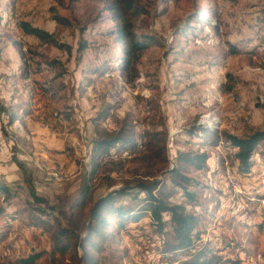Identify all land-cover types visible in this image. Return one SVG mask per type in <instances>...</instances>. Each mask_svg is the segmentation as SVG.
Returning a JSON list of instances; mask_svg holds the SVG:
<instances>
[{
  "label": "rangeland",
  "instance_id": "obj_1",
  "mask_svg": "<svg viewBox=\"0 0 264 264\" xmlns=\"http://www.w3.org/2000/svg\"><path fill=\"white\" fill-rule=\"evenodd\" d=\"M137 1L148 10L138 32L154 40L130 81L119 69L103 76L92 72L105 62L116 66L121 52L107 32L114 23L103 0H0V184L11 193L7 198L0 190V264H15L31 252H44L37 264H49L47 227L56 219L64 225L71 218L85 220L86 211L74 206L81 203L79 192L92 167L96 130L119 129L125 120L141 141L146 130H163L168 161L113 153L110 158L123 161L103 164L90 179L88 204L129 184L119 203L139 208L146 194L135 186L137 179L159 180L154 193L160 190L199 216L195 244L208 242L231 259L238 254L240 264H264V143L256 149L252 170L241 172L236 149L228 148L221 133L244 136L251 127L264 128V0ZM212 9L218 17L208 12ZM199 10H206L201 15L206 23L197 35L185 25ZM55 13L70 23H58ZM22 22L52 32L71 52L41 43ZM208 24H219V32ZM20 48L30 64L27 78ZM227 72L238 80L230 93L220 87ZM101 112L107 116L99 118ZM205 114L217 117L216 127L200 131L198 125L207 127L201 123ZM215 131L221 140L212 145ZM188 149L211 155L208 173H191L203 186L198 201H191L166 172L174 167L176 151ZM59 169L67 174L62 181L50 175ZM228 173L238 178L244 193L232 194ZM30 186L46 201L36 202ZM32 214L48 225H34ZM164 240L150 214H142L126 223L119 242L104 244L103 264H184L187 252L164 254ZM70 259L68 253L63 261Z\"/></svg>",
  "mask_w": 264,
  "mask_h": 264
},
{
  "label": "trees",
  "instance_id": "obj_2",
  "mask_svg": "<svg viewBox=\"0 0 264 264\" xmlns=\"http://www.w3.org/2000/svg\"><path fill=\"white\" fill-rule=\"evenodd\" d=\"M103 2L105 11L109 13V18L114 23V27L107 32L113 37L115 44L120 46L121 52L116 58V66L111 67L110 62H105L95 67L92 72L103 76L108 70L112 72L119 69L121 75L125 76L127 80H134L138 76L137 63L154 40L152 34L138 32V21L143 15L148 13V10L137 0H103ZM204 11L200 12L199 10L197 14H192L188 17L185 25L186 30L191 29L193 32H197L198 35V30L205 27L206 22L201 18ZM208 12L218 17L217 10L212 9ZM53 19L58 23H70L67 18L57 13L54 14ZM208 25H211L215 32H219V24ZM22 27L27 34L34 36L41 43L54 45L71 52V46L60 42L52 32L34 26L29 22H22ZM83 46L87 45L84 44ZM19 53L25 61L22 75L27 78L30 64H26V53L22 48H20ZM50 63L56 62L51 61ZM260 65L264 68V63ZM237 82L236 76L231 72H227L225 81L220 86L222 92H233ZM107 113L101 112L99 118L106 117ZM202 126H197L200 131H209L208 127ZM219 132L215 131L212 133L214 135L212 145H217L221 140ZM222 132L223 140L229 146L228 148L236 149L235 157L239 163L238 171L246 173L251 171L252 167L257 163L256 149L260 143H264V128L251 127L250 131L244 136L226 130ZM164 134L165 132L160 129L146 130L145 136H142L144 141H141V138L138 139L136 136L135 128L129 126L127 120L124 121L123 126L119 129L109 130L104 128L96 130V136L91 142L90 149L92 167L87 173L89 177L87 176L84 180L79 192L77 201L80 200L81 203L74 206L76 209L86 211L83 214V216H86L85 220L80 221L79 219L71 218L67 222L69 225H64L62 221L56 219L54 224L47 227L52 239L49 264H66L63 259L66 258L68 253L71 255V264H103L102 252L104 244L110 243L115 239L119 242L126 223L146 213L150 214L158 230L165 234L164 248L162 250L164 254L171 255L186 251L187 258L184 260V264H225L230 261L240 264L241 260L238 254L236 258L231 259L222 253V249L214 248L208 242L203 243L201 246L195 244V241L200 239V232L197 231L199 216L194 211L188 210L186 204L172 202L160 190H158V194L154 193L159 187V180L149 182L148 180L137 179L135 186L146 194L145 198H142L143 200L139 202L138 205L141 204L139 208L119 203V198L129 193V184L120 189H114L88 204L87 197L92 188L90 179L95 176L103 164L113 163L116 166L117 163H122L123 161L110 158L113 153L117 157L126 151H130L134 155L140 154V156L133 158L135 160H155L159 163H167ZM262 155L264 156V152H262ZM210 158L211 155L207 151L177 150L174 158V167L166 170L173 184L183 189L191 201H198L199 195L203 190V186H200V180L197 176H192L191 173H208L211 169L209 165ZM233 179L239 182L237 177ZM227 182L229 184L228 177ZM239 184L243 188L241 182ZM229 186L232 187L230 184ZM0 190L7 193V198L11 196L8 186L0 184ZM30 192L36 202L46 201L38 196L31 186ZM242 193H244V188L239 194L241 195ZM133 198L137 200L139 195H134ZM249 203L252 204L253 202ZM254 204L259 205L260 203L254 202ZM86 207L87 210L85 209ZM39 211L45 213V210L39 209ZM60 213L64 214L62 210H60ZM164 214H168V220L164 218ZM262 217H264V206ZM30 219L34 225H48L47 221L38 214L30 215ZM57 254L60 255V258ZM44 255V252H31L18 258L15 264H37ZM70 263L68 262L67 264Z\"/></svg>",
  "mask_w": 264,
  "mask_h": 264
},
{
  "label": "bare ground",
  "instance_id": "obj_3",
  "mask_svg": "<svg viewBox=\"0 0 264 264\" xmlns=\"http://www.w3.org/2000/svg\"><path fill=\"white\" fill-rule=\"evenodd\" d=\"M263 98V97H262ZM262 101V100H261ZM202 119H201V123L202 124H205L207 127H216V118L215 117H212V119L210 118V116L209 115H207V114H205V115H202V117H201ZM203 121V122H202ZM215 121V122H214ZM218 127V126H217ZM228 176H229V173H228ZM227 176V177H228ZM228 181H229V178H228ZM231 186H232V190H233V193H237V191H236V189L240 192L241 191V189H240V186H239V183L236 181V180H234L233 178H232V184H230ZM262 187H264V184L262 185ZM238 192V193H239Z\"/></svg>",
  "mask_w": 264,
  "mask_h": 264
},
{
  "label": "built area",
  "instance_id": "obj_4",
  "mask_svg": "<svg viewBox=\"0 0 264 264\" xmlns=\"http://www.w3.org/2000/svg\"><path fill=\"white\" fill-rule=\"evenodd\" d=\"M50 175H51L54 179H56V180H58V181H62V180H64V179L67 177V174H63V173H62V169H59V173H52V172H50ZM228 178H229V184H232V178H234V176H232V175L229 173ZM259 183H260V182H259ZM262 184H264V178L262 179ZM236 191H237V193L239 192L237 189H236Z\"/></svg>",
  "mask_w": 264,
  "mask_h": 264
}]
</instances>
